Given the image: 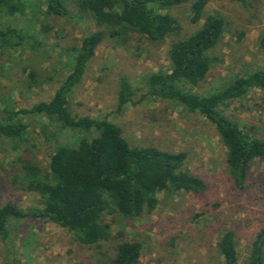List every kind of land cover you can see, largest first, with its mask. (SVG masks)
Here are the masks:
<instances>
[{"label":"rangeland","instance_id":"obj_1","mask_svg":"<svg viewBox=\"0 0 264 264\" xmlns=\"http://www.w3.org/2000/svg\"><path fill=\"white\" fill-rule=\"evenodd\" d=\"M244 2L209 0L198 24L190 23V3L165 10L179 28L158 43L132 32L128 42L121 44L106 34L69 100L73 115L106 118L122 129L133 147L185 152L182 171L200 177L206 192H161L155 210L135 220L106 215L103 222L108 225V240L95 247L80 245L68 231L46 220H12L9 244L0 238V264H108L123 241L141 243L137 264H224L218 242L229 229L235 232L239 264H244L256 234L264 227V160L250 165L247 189L239 192L228 175L226 149L214 126L173 101L145 95L148 75L169 72L171 44L193 34L211 15L221 17L225 26L219 44L208 53L218 62L198 86L186 85L185 89L209 95L236 76L264 68L259 43L264 31V0ZM65 5L67 17L46 14L45 0H28L23 15L0 11V29L10 26L26 36L15 49L0 47V114L6 107L30 109L49 101L72 70L82 39L99 29L73 2L66 0ZM31 72L36 84L29 88ZM121 77L128 80L134 95L133 103L118 113ZM223 110L250 136L264 140L263 92L253 90ZM24 121L28 130L18 149L11 140L0 137V207H41L40 195L23 187L22 166H36L46 177L53 148L57 144L74 147L84 136L60 130L45 117L29 115ZM52 134L55 143L48 138Z\"/></svg>","mask_w":264,"mask_h":264},{"label":"trees","instance_id":"obj_2","mask_svg":"<svg viewBox=\"0 0 264 264\" xmlns=\"http://www.w3.org/2000/svg\"><path fill=\"white\" fill-rule=\"evenodd\" d=\"M27 1L0 0V11L9 16L23 15ZM65 1L45 0L46 14L69 16ZM70 1L79 11L88 13L99 29L82 39L72 70L49 101L39 102L30 109L6 107L2 110L0 137L11 140L14 149H18L28 130L24 118L29 115L45 117L60 130L69 129L84 136L74 147L57 144L53 148L46 177H42L36 166L29 163L22 166L23 187L40 195L41 207L23 210L14 204L1 206L0 238L4 243L10 242L8 226L12 220L39 219L65 229L80 245L95 247L109 237L104 216L118 214L124 219L135 220L155 210L159 203L157 195L161 192L202 195L207 190L200 177L182 171L187 159L185 152H168L153 146L133 147L122 129L106 118L98 120L73 115L69 100L106 34L121 44L128 42V34L132 32L149 42H162L179 28L177 20L163 11L190 3V23L198 24L209 0ZM230 1L245 3L244 0ZM224 28L221 17L207 16L193 34L173 42L168 50L169 72L148 75L145 95L173 101L211 123L226 149V167L232 184L239 192H245L250 165L255 160H264V140L246 133L225 115L223 108L253 90L264 93V68L246 76H236L209 95L200 96L185 89L186 85L198 86L212 64L218 62L208 53L219 44ZM25 39L16 28L0 29L1 48L15 49ZM259 43L264 52V31ZM34 76L32 72L29 74V88L36 84ZM133 95L128 80L121 77L116 104L118 113L133 103ZM48 138L55 143L54 134ZM218 249L224 264H239L233 229L222 234ZM141 251L140 242L123 241L117 245L108 264H137ZM244 264H264V227L256 234Z\"/></svg>","mask_w":264,"mask_h":264}]
</instances>
